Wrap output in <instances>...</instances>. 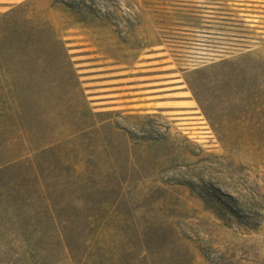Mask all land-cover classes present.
Listing matches in <instances>:
<instances>
[{"label":"rangeland","instance_id":"rangeland-1","mask_svg":"<svg viewBox=\"0 0 264 264\" xmlns=\"http://www.w3.org/2000/svg\"><path fill=\"white\" fill-rule=\"evenodd\" d=\"M18 4L50 23L90 106L127 143V184L94 217L165 230L155 264H264V0L95 1L91 21L53 0H0V13ZM126 241L97 238L114 253ZM1 243L0 264L39 261Z\"/></svg>","mask_w":264,"mask_h":264},{"label":"trees","instance_id":"trees-1","mask_svg":"<svg viewBox=\"0 0 264 264\" xmlns=\"http://www.w3.org/2000/svg\"><path fill=\"white\" fill-rule=\"evenodd\" d=\"M95 1L108 6V0L53 3L91 21L98 18ZM107 114L90 106L68 49L45 18L23 4L0 13V233L15 231L11 243L0 239L2 247L25 243L26 253L39 258L34 264H155L165 230L95 218L114 205L130 167L127 143ZM54 127L67 137L52 138ZM26 136L36 146L25 147ZM112 139L121 149L109 148ZM108 229L127 237L118 253L97 242Z\"/></svg>","mask_w":264,"mask_h":264}]
</instances>
